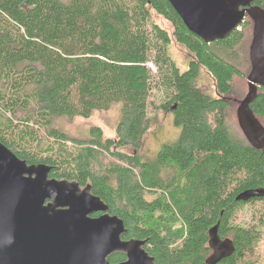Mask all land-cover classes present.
Here are the masks:
<instances>
[{"label": "trees", "instance_id": "1", "mask_svg": "<svg viewBox=\"0 0 264 264\" xmlns=\"http://www.w3.org/2000/svg\"><path fill=\"white\" fill-rule=\"evenodd\" d=\"M251 7L264 10V0ZM252 32L246 16L205 43L168 0H0V142L49 167L50 180L89 187L123 221L121 239L144 241L154 264H206L216 224L233 245L217 264H264V196L236 200L264 188V147L248 142L237 108L234 120L228 112L236 81L246 84L238 104L248 92ZM173 43L188 53L185 71L171 58ZM202 74L215 97L198 85ZM113 105L115 138L98 127L81 138L58 127L60 118L87 119ZM153 107L171 113L180 132L149 158L142 146L157 122ZM250 109L264 127V86Z\"/></svg>", "mask_w": 264, "mask_h": 264}, {"label": "water", "instance_id": "2", "mask_svg": "<svg viewBox=\"0 0 264 264\" xmlns=\"http://www.w3.org/2000/svg\"><path fill=\"white\" fill-rule=\"evenodd\" d=\"M254 0H168L189 32L205 43L238 30L246 16L253 21L248 92L237 108L240 129L255 148L264 147V127L250 104L264 86V10ZM49 167L29 165L0 142V264H111L107 258L124 252L118 264H154L144 241L121 239L124 224L90 188L48 178ZM264 196V188L249 189L237 201ZM98 216L92 217L93 214ZM218 224L209 230L213 251L206 264H217L233 252L221 240Z\"/></svg>", "mask_w": 264, "mask_h": 264}, {"label": "rangeland", "instance_id": "3", "mask_svg": "<svg viewBox=\"0 0 264 264\" xmlns=\"http://www.w3.org/2000/svg\"><path fill=\"white\" fill-rule=\"evenodd\" d=\"M162 25L169 31V33L171 32V28L166 22H163ZM170 49L172 60L181 71H185L188 67L189 60L186 50L175 43L171 45ZM152 70L154 73L156 72V68L152 67ZM198 85L201 86L204 92L215 97L214 87L208 75H200ZM235 87L236 89L234 93L232 96L230 95L232 101L230 103V109L228 110L232 119L236 108L239 106L238 102L240 101V98L238 97L245 91L246 84L243 81H236ZM152 95L153 97L151 98V101L155 102L157 108V106L162 104V95L155 90ZM154 108L155 107L149 109V116L152 118L156 117L157 122L147 133L142 146V154L149 158H152L156 152L161 149L162 145L175 140L180 132L179 128L175 127L173 124V116L171 113L168 112L167 114H163ZM119 111L120 107L118 105H113L108 110L94 112L87 119L81 117H75L73 119L60 118L58 119L57 124L59 128L64 130L71 137H86L89 135L90 128L98 127L102 130L104 136L115 138V129L119 118ZM125 151L132 153L131 149H125Z\"/></svg>", "mask_w": 264, "mask_h": 264}, {"label": "flooded vegetation", "instance_id": "4", "mask_svg": "<svg viewBox=\"0 0 264 264\" xmlns=\"http://www.w3.org/2000/svg\"><path fill=\"white\" fill-rule=\"evenodd\" d=\"M96 217V216H95Z\"/></svg>", "mask_w": 264, "mask_h": 264}]
</instances>
